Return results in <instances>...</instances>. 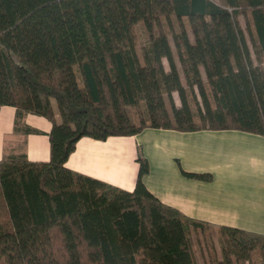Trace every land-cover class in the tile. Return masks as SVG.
Listing matches in <instances>:
<instances>
[{
	"label": "trees",
	"instance_id": "obj_1",
	"mask_svg": "<svg viewBox=\"0 0 264 264\" xmlns=\"http://www.w3.org/2000/svg\"><path fill=\"white\" fill-rule=\"evenodd\" d=\"M3 106L17 131L40 132L28 114L52 128L49 160H0V264H195L190 235L211 228L147 188L142 146L133 190L66 163L85 136H264V0H0ZM216 230L218 264H264V234Z\"/></svg>",
	"mask_w": 264,
	"mask_h": 264
},
{
	"label": "crops",
	"instance_id": "obj_2",
	"mask_svg": "<svg viewBox=\"0 0 264 264\" xmlns=\"http://www.w3.org/2000/svg\"><path fill=\"white\" fill-rule=\"evenodd\" d=\"M1 109L0 160L21 153L30 160H49L52 124L48 118L26 115L25 124L40 132L25 134L17 131L14 117L9 128H2ZM139 146L150 163V173L143 181L163 203L214 230L230 226L264 234L263 135L241 130L184 133L146 128L134 136L106 140L85 136L77 142L66 165L133 190L139 172ZM184 172L210 173L212 179L192 178Z\"/></svg>",
	"mask_w": 264,
	"mask_h": 264
},
{
	"label": "rangeland",
	"instance_id": "obj_3",
	"mask_svg": "<svg viewBox=\"0 0 264 264\" xmlns=\"http://www.w3.org/2000/svg\"><path fill=\"white\" fill-rule=\"evenodd\" d=\"M218 1L219 0H217V2ZM244 21L245 19L243 17H240V22L242 26L245 28L246 22ZM136 27H137L138 43H139L138 52H140L141 47L147 44L148 39L143 26L139 24ZM178 99H179L178 96L175 94L174 100L177 102V104H179ZM3 107L4 109L2 108L3 111L1 116V125L3 129H6L9 128L10 126L9 121H11L13 117L16 118L17 109L13 106L10 107L3 106ZM137 110L135 108L131 109V114L133 118L137 117L136 114ZM216 234H217V230L214 229H207L205 232L203 231L192 232L190 236L192 239V245H193L192 248H193V256H194L195 264H218V262L222 260L220 239Z\"/></svg>",
	"mask_w": 264,
	"mask_h": 264
}]
</instances>
